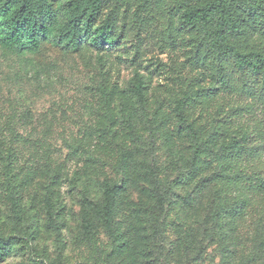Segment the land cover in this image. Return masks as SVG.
<instances>
[{"label": "rangeland", "instance_id": "1", "mask_svg": "<svg viewBox=\"0 0 264 264\" xmlns=\"http://www.w3.org/2000/svg\"><path fill=\"white\" fill-rule=\"evenodd\" d=\"M181 2L151 0L152 11L138 13L146 19L138 35L133 28L100 48L86 42L69 52L53 38L37 53L0 45V235L16 240L0 264H223L224 248L230 260L258 255L264 264V189L223 176L264 168V92L218 84L219 62L183 24ZM254 36L251 46L264 45L263 34ZM135 69L146 123L127 89ZM196 88L214 95L189 100L186 124L202 139L221 133L223 120L247 132L242 160L217 151L222 139L200 152L198 133L178 124L176 103ZM149 171L157 188L142 178ZM105 184L125 188L109 227L101 221ZM231 192L249 203L225 244L217 215Z\"/></svg>", "mask_w": 264, "mask_h": 264}, {"label": "trees", "instance_id": "2", "mask_svg": "<svg viewBox=\"0 0 264 264\" xmlns=\"http://www.w3.org/2000/svg\"><path fill=\"white\" fill-rule=\"evenodd\" d=\"M105 5L108 11L100 21ZM181 7L183 24L199 34L219 62L218 84L248 93L252 90L264 92V45H250L252 39L258 41L255 33L264 35V0H183ZM150 8L151 0H0V45L15 53H37L45 40L53 38L56 46L69 52H81L86 42L100 48L118 42L125 31L131 32L133 28L138 35V30L146 20L141 15L149 14L152 11ZM127 89L140 109L135 117L146 123L144 107L147 96L138 69L134 70ZM209 90L211 88L186 90L175 106L177 122L189 134L195 136L198 133L195 138L201 137L200 152H213V141L222 139L217 151L225 154L228 159L242 160L249 154L251 147L247 132L237 135L223 124V120L221 133L215 128L202 139V134L192 124L185 122V109L189 100L193 96H213L214 93L210 94ZM107 95L108 92L103 90L104 99ZM126 128L133 136L135 125L127 122ZM14 146L8 150L7 157L15 153ZM134 167H138L137 162ZM223 176L238 179V182L249 181L259 191L264 189V168L248 173L242 167L237 176ZM142 178L151 181L149 183L154 188L158 187L151 171L145 172ZM122 191L125 188L121 185H104L101 221L106 227L112 221L115 196ZM224 199L217 218L219 231L226 244L230 233L233 237L238 219L245 214L249 200L240 198L237 192L225 195ZM85 202L88 203L87 199ZM84 223L85 228L94 231L88 220ZM15 242L14 237L0 235V261L11 253ZM223 251V264H256L259 261L256 255L245 260L241 257L235 262L227 256L228 248Z\"/></svg>", "mask_w": 264, "mask_h": 264}]
</instances>
